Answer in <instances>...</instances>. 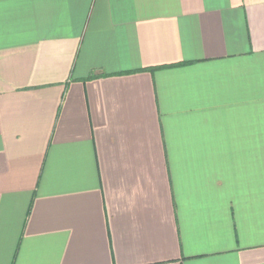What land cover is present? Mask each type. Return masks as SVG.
Masks as SVG:
<instances>
[{
	"label": "crops",
	"instance_id": "0c3cea01",
	"mask_svg": "<svg viewBox=\"0 0 264 264\" xmlns=\"http://www.w3.org/2000/svg\"><path fill=\"white\" fill-rule=\"evenodd\" d=\"M0 264H264V0H0Z\"/></svg>",
	"mask_w": 264,
	"mask_h": 264
}]
</instances>
